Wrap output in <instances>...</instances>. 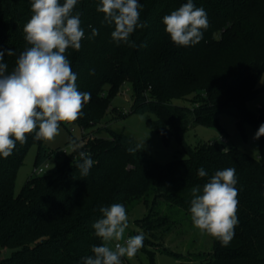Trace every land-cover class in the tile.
<instances>
[{
  "label": "trees",
  "instance_id": "obj_1",
  "mask_svg": "<svg viewBox=\"0 0 264 264\" xmlns=\"http://www.w3.org/2000/svg\"><path fill=\"white\" fill-rule=\"evenodd\" d=\"M186 2L139 0L141 22L147 26L136 29L130 40L137 47H129L113 41L114 26L96 10L99 0H79L74 11L81 13L85 38L79 51L69 48L66 56L79 90L91 94L84 116L72 124L99 125L119 90L131 82V112L152 114L150 128L166 143L176 138L187 157L159 164L134 137L110 129L113 140L90 137L84 146L95 161L86 177L77 168L79 155H66L46 173L33 174L16 195L17 173L30 148L38 146L35 167L53 154L45 141L28 135L12 155L0 156V256L7 250L0 264H84L91 246L102 243L92 229L100 207L143 199L149 214L138 224L145 230L162 228L180 212L190 215L191 189L227 167L235 168L238 178V224L228 246L212 237L215 252L203 264H264V136L257 157L236 147L224 151L219 144L193 149L185 140L195 126L222 131L224 114L236 117L239 127L247 123L258 131L264 124V104L248 107L264 93L258 87L264 76V0H193L206 11L209 27L198 44L180 47L162 20ZM31 15L30 0H0V52L9 70L29 46L23 26ZM89 25L98 30L91 40ZM8 50L16 55L9 57ZM137 145L136 152H128ZM201 167L205 177L197 174ZM162 203L176 212L161 214Z\"/></svg>",
  "mask_w": 264,
  "mask_h": 264
},
{
  "label": "clouds",
  "instance_id": "obj_2",
  "mask_svg": "<svg viewBox=\"0 0 264 264\" xmlns=\"http://www.w3.org/2000/svg\"><path fill=\"white\" fill-rule=\"evenodd\" d=\"M79 0H30L31 17L23 26L27 48L16 57L11 70L0 52V156L8 158L16 148L34 134L37 141L50 142L60 134L61 123H71L84 116V106L91 94L79 90L78 75L66 56L69 48L79 51L85 30L81 13L75 12ZM139 0H99L96 10L104 15V23L114 26L111 37L117 45L137 47L130 36L141 22ZM171 41L180 47L194 46L209 27L206 11L187 0L162 20ZM91 28L90 40L98 35ZM146 46V45H144ZM9 57L15 56L8 50ZM264 136V124L255 139ZM75 143V141H73ZM140 148L129 147L130 153ZM227 149H224V151ZM77 168L86 177L95 161L90 153L79 152ZM199 177L207 175L203 167ZM238 178L236 169L217 170L202 187L191 189L190 218L200 233L217 239L226 247L233 240L238 224ZM100 218L92 224L100 245H92L84 264H122V258L133 259L143 247L144 236L125 237L129 226L126 207L122 203L100 207Z\"/></svg>",
  "mask_w": 264,
  "mask_h": 264
},
{
  "label": "rangeland",
  "instance_id": "obj_3",
  "mask_svg": "<svg viewBox=\"0 0 264 264\" xmlns=\"http://www.w3.org/2000/svg\"><path fill=\"white\" fill-rule=\"evenodd\" d=\"M217 39L221 36L216 35ZM239 44H235L239 48ZM264 89V76L258 84ZM133 86L126 82L119 90L116 98L108 105V116L97 126H81L67 123L60 127V134L44 146L53 151L50 158L44 162L46 171L54 168L66 155L76 156L80 151H85L84 146L90 137L106 141L113 140L110 129L122 131L134 137L146 151L150 152L159 164H166L175 159L187 157V153L176 138L166 143L163 137L154 129L150 128L148 121L154 116L150 113H132ZM202 97H205L202 95ZM200 99V98H198ZM264 104V93L248 103L251 110H256ZM238 119L224 114L220 116L222 131L204 126H195L185 134V140L193 149L206 144H219L223 149L236 147L254 157L260 154L259 139H255L257 130L249 125L238 126ZM222 140H225L224 142ZM75 141V143H73ZM38 146L33 145L27 153L24 164L20 167L15 184V194L19 195L29 178L33 175ZM128 166V169H131ZM139 200L129 201L124 206L128 215V228L125 237L143 234V247L137 255L129 260L124 257V264H203L211 253L215 252L213 238L207 234H201L193 226L190 215L180 212L169 225L152 230H145L141 225L149 214V208ZM149 200H153L152 196ZM161 201V200H160ZM166 204L160 206L161 214L174 213L175 209H167ZM157 209L155 208V212ZM7 250L1 251V257L6 256Z\"/></svg>",
  "mask_w": 264,
  "mask_h": 264
},
{
  "label": "built area",
  "instance_id": "obj_4",
  "mask_svg": "<svg viewBox=\"0 0 264 264\" xmlns=\"http://www.w3.org/2000/svg\"><path fill=\"white\" fill-rule=\"evenodd\" d=\"M222 141L224 142L225 140H222ZM46 169H47V166H44L42 164L39 167H35L33 174L34 175H42V174L47 172Z\"/></svg>",
  "mask_w": 264,
  "mask_h": 264
}]
</instances>
